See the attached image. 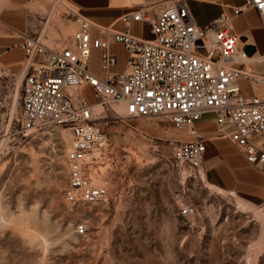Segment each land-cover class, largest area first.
Here are the masks:
<instances>
[{
  "label": "rangeland",
  "instance_id": "374dc122",
  "mask_svg": "<svg viewBox=\"0 0 264 264\" xmlns=\"http://www.w3.org/2000/svg\"><path fill=\"white\" fill-rule=\"evenodd\" d=\"M84 96L94 102L90 88ZM20 97L19 81L0 89V264H264V205L245 208L179 162L172 146L182 134L171 125L98 121L107 146L87 173L108 196L70 205L69 132L21 130ZM186 205L192 218L179 215Z\"/></svg>",
  "mask_w": 264,
  "mask_h": 264
},
{
  "label": "built area",
  "instance_id": "2783aa9c",
  "mask_svg": "<svg viewBox=\"0 0 264 264\" xmlns=\"http://www.w3.org/2000/svg\"><path fill=\"white\" fill-rule=\"evenodd\" d=\"M152 6L156 5L123 15V31L76 15L78 29L59 50L49 49L39 37L25 36L21 43L27 71L20 81V127L25 132L51 127L69 132L63 190L67 204L93 205L108 196L87 173L91 156L107 146L106 135L97 126L107 117L160 118L182 134L172 146L174 157L202 173L205 139L195 124L213 113L217 123L232 125L230 143L251 166L264 171V98L246 90L264 85V52L246 49V41L231 27L233 18L251 9L259 13L264 27V0H245L205 27L196 25L186 0L161 2L155 17L148 11ZM131 22L148 24L150 37L132 35ZM112 45L125 53L121 72L115 70ZM93 51L100 52V75L89 67ZM15 78L1 69L0 89L14 85ZM87 88L94 102L86 100ZM116 104L122 112L114 108ZM97 109L100 115L95 114ZM195 213L190 205L179 208L185 218ZM76 233H84L83 225Z\"/></svg>",
  "mask_w": 264,
  "mask_h": 264
},
{
  "label": "crops",
  "instance_id": "0c3cea01",
  "mask_svg": "<svg viewBox=\"0 0 264 264\" xmlns=\"http://www.w3.org/2000/svg\"><path fill=\"white\" fill-rule=\"evenodd\" d=\"M165 0H0V70L7 69L21 81L25 55L21 43L25 36L39 37L52 50L61 49L78 29L76 15L92 24L114 31L125 30L122 16L144 5H158ZM245 0H186L188 9L198 27L209 25L217 17L229 13L230 7H240ZM148 9L155 17L157 7ZM234 33L246 41V49L264 52V27L259 13L248 10L231 21ZM132 35L148 39V24L131 22ZM94 35V33H93ZM117 58L115 70L125 66V53L118 45L111 46ZM99 51H93L90 70L99 71ZM257 68L261 69L258 65ZM248 93L264 98V85L247 88ZM195 128L205 139L203 172L208 184L229 192L252 206L264 205V171L251 166L244 154L232 145L227 136L232 132L230 124H219L213 113L204 114ZM187 139V137H186ZM189 139V138H188Z\"/></svg>",
  "mask_w": 264,
  "mask_h": 264
},
{
  "label": "bare ground",
  "instance_id": "6f19581e",
  "mask_svg": "<svg viewBox=\"0 0 264 264\" xmlns=\"http://www.w3.org/2000/svg\"><path fill=\"white\" fill-rule=\"evenodd\" d=\"M16 97L17 96H15V98H14V101H13V105L15 104V101H16ZM114 108L116 109V110H118L119 112H122L123 111V108H122V106L121 105H114ZM95 114L96 115H100V112H99V109H97L96 111H95ZM201 177L203 178V180L205 181V177H204V174L203 173H201ZM206 183H207V181H205ZM207 185L210 187V188H214L213 186H211L210 184H208L207 183ZM243 206L245 207V208H248L249 206H251L250 204H248L247 202H244L243 201Z\"/></svg>",
  "mask_w": 264,
  "mask_h": 264
}]
</instances>
